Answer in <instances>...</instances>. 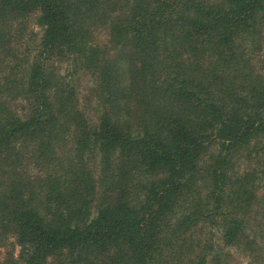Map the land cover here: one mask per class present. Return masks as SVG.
Listing matches in <instances>:
<instances>
[{"label":"trees","instance_id":"trees-1","mask_svg":"<svg viewBox=\"0 0 264 264\" xmlns=\"http://www.w3.org/2000/svg\"><path fill=\"white\" fill-rule=\"evenodd\" d=\"M0 250L264 264V0H0Z\"/></svg>","mask_w":264,"mask_h":264},{"label":"rangeland","instance_id":"rangeland-1","mask_svg":"<svg viewBox=\"0 0 264 264\" xmlns=\"http://www.w3.org/2000/svg\"><path fill=\"white\" fill-rule=\"evenodd\" d=\"M27 27L29 30H31L34 35L38 36L39 34V28L34 25L33 20H29L27 22ZM97 41L105 42L106 36L104 33H99L97 36ZM61 73L66 75L67 79L72 83V85L75 87V90L77 92V97L79 100V105L84 111V114L88 118L90 122H94L95 114L93 111V105L95 104V99L93 97V82L92 78L89 75V73L83 71V70H73L72 66L70 64H64L61 65ZM193 240L195 242H206V244L212 245V251L215 252V241L218 243V240L216 239L215 234V227H207L203 226L201 228H195L193 231ZM254 232H252L253 234ZM219 244V243H218ZM18 248L15 247L14 249V255L17 253ZM231 255H233V258L231 260L232 264H241L244 262V258L242 257V254H240L238 251L230 250ZM1 253L2 250H0V259H1Z\"/></svg>","mask_w":264,"mask_h":264}]
</instances>
